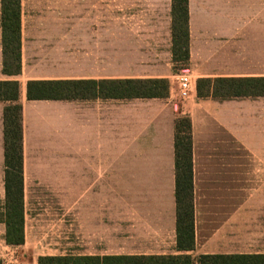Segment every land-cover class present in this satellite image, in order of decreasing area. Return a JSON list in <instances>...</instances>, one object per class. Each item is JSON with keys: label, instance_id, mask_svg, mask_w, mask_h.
I'll return each mask as SVG.
<instances>
[{"label": "crops", "instance_id": "obj_1", "mask_svg": "<svg viewBox=\"0 0 264 264\" xmlns=\"http://www.w3.org/2000/svg\"><path fill=\"white\" fill-rule=\"evenodd\" d=\"M20 5L41 9V15H21L18 75L3 71L0 34V81L20 84L24 243L29 214L36 210V232L45 245L47 232L61 243L66 214L69 257L236 253L228 249L237 232V179L262 182L258 189L253 184L255 194L245 206L264 209V160L229 158L230 138L235 142L237 135L236 99L200 97L197 80L264 77V0H188L186 61L174 59L173 0H20ZM184 64L192 82L186 98L178 85ZM67 79H167L169 94L27 98L28 81ZM7 104L0 101L1 213ZM180 116L192 125L191 251L179 249L177 235L175 125ZM32 184L48 190L38 196L35 209L34 197H28ZM0 226L3 244L11 247L2 218Z\"/></svg>", "mask_w": 264, "mask_h": 264}, {"label": "trees", "instance_id": "obj_2", "mask_svg": "<svg viewBox=\"0 0 264 264\" xmlns=\"http://www.w3.org/2000/svg\"><path fill=\"white\" fill-rule=\"evenodd\" d=\"M21 5L20 0H2L3 71L8 75L21 72ZM174 59L189 58L188 0H173ZM17 80L0 81V101L4 109L5 138V212L7 244L22 245L24 235L23 199V123ZM200 97L235 99L264 97V77L200 78ZM169 94L167 79H105V80H31L27 83V98L90 99V98H154ZM184 134V135H182ZM175 154L177 169V235L178 247L191 251L195 243L193 199V143L189 117H178L175 125ZM0 264L2 261L0 259ZM39 264H264V254H190L178 256H111L92 257L41 256Z\"/></svg>", "mask_w": 264, "mask_h": 264}, {"label": "rangeland", "instance_id": "obj_3", "mask_svg": "<svg viewBox=\"0 0 264 264\" xmlns=\"http://www.w3.org/2000/svg\"><path fill=\"white\" fill-rule=\"evenodd\" d=\"M21 15H41L37 8H20ZM23 10V13H22ZM39 10V11H38ZM2 0L0 1V34L2 35ZM180 72L186 74V65L179 66ZM180 98V97H179ZM236 100V131L235 142L229 141V158L236 160H264V97H243L235 98ZM180 105L184 104L185 99H179ZM184 135V134H182ZM237 213H236V239L234 244L228 249L236 253H259L264 251V209L260 206L250 208L245 206L250 200L247 199L250 193L255 194L253 184L258 189L257 185L262 184L259 181H251L247 178L237 179ZM254 182V183H253ZM28 188V197H34L31 203L34 204L33 209L37 207V198L43 192H47L46 186L41 184H32ZM257 202L258 200H252ZM36 210H33V215L28 218V237L22 245H12L5 247L3 244L2 228L0 226V259L7 261L6 264H12L14 259L22 264H34L36 259L41 256H67L66 246V214L61 222L63 230H61V243H58L55 235L46 233L48 239L47 245L40 244L42 235L36 232L37 218L34 216ZM65 210L63 211V213ZM4 212L1 213L0 219ZM65 232V234L63 233ZM60 242V240H59ZM198 256V255H197ZM196 257V256H195Z\"/></svg>", "mask_w": 264, "mask_h": 264}, {"label": "built area", "instance_id": "obj_4", "mask_svg": "<svg viewBox=\"0 0 264 264\" xmlns=\"http://www.w3.org/2000/svg\"><path fill=\"white\" fill-rule=\"evenodd\" d=\"M191 78L188 74H180L179 78H178V85H179V89H180V94L183 98L188 97L189 94V90L191 87ZM7 261H3V264H6ZM12 264H22L18 261V259H14Z\"/></svg>", "mask_w": 264, "mask_h": 264}]
</instances>
